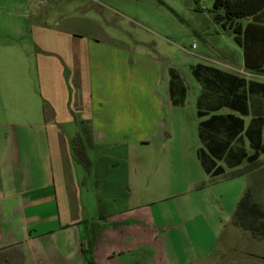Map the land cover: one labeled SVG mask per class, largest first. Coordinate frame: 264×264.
<instances>
[{
	"label": "crops",
	"instance_id": "0c3cea01",
	"mask_svg": "<svg viewBox=\"0 0 264 264\" xmlns=\"http://www.w3.org/2000/svg\"><path fill=\"white\" fill-rule=\"evenodd\" d=\"M36 35L39 39V32ZM120 52L107 45L71 48L63 55L55 53L58 66L38 65L39 73L59 74L52 83L41 81L50 112L44 108V98L41 104L27 98L1 102L0 264H85L81 247L89 241L95 264H204L213 253V240L233 228L230 217L235 208L224 221L225 208L206 200L207 187L248 176L244 168L258 165L264 154L255 165L245 160L237 165L238 147L248 155L252 151L245 140L238 146L235 139L221 158H213L222 173L208 174L198 159V151L205 150L199 123L230 115L246 127L254 116L262 117L264 95L246 92L249 114L243 115L229 107L230 96L209 80L208 71L197 74L199 80L209 82L202 85L192 69L201 65L261 84L264 76L251 74L243 62L241 66L227 63L228 70L200 63L190 67L198 85L194 114L200 146L190 150L184 142L181 161L164 162V180L158 177V161L149 153L156 147L161 152L167 148L168 128L160 98L153 92L160 64L141 56L128 62ZM174 76L188 93L179 71L166 67L169 108L183 107L187 99L174 104L170 87ZM213 135L224 141L230 132L215 130ZM74 146L85 148L87 170L76 160ZM87 176L93 194L89 185L83 187ZM161 181L176 185V191L157 197ZM170 199L167 207L154 205Z\"/></svg>",
	"mask_w": 264,
	"mask_h": 264
},
{
	"label": "rangeland",
	"instance_id": "374dc122",
	"mask_svg": "<svg viewBox=\"0 0 264 264\" xmlns=\"http://www.w3.org/2000/svg\"><path fill=\"white\" fill-rule=\"evenodd\" d=\"M221 13V9H213L212 0H0V105L5 99L21 98L41 104L44 98V108L50 112L41 81L52 83L59 74L39 73L37 66L61 64L56 52L63 55L71 48L107 45L122 51L128 62L136 56L153 59L160 64L159 82L153 92L160 98V111L168 128L166 136L170 134V138L165 136L164 152L156 147L149 153L158 161V177L165 180L163 164L181 161L184 142L190 150L200 146L194 114L198 85L190 67L200 63L228 70L227 63L242 65V50L234 35L214 21V16ZM166 67L179 71L188 88L183 107L169 108L166 102ZM127 76L131 82L135 80L128 72ZM244 171L248 176L207 187L206 200L219 202L225 208L224 221L248 188L253 201L264 210V159ZM87 182L83 187L89 185V193L93 194L89 176ZM161 182L157 184V197L176 191V185ZM171 203L170 199L154 205L167 207ZM232 227L218 234V240L213 232L215 246L204 264H264V243L248 231ZM210 241L207 236V246Z\"/></svg>",
	"mask_w": 264,
	"mask_h": 264
},
{
	"label": "trees",
	"instance_id": "16d2710c",
	"mask_svg": "<svg viewBox=\"0 0 264 264\" xmlns=\"http://www.w3.org/2000/svg\"><path fill=\"white\" fill-rule=\"evenodd\" d=\"M214 10L221 9L222 13L214 16V21L224 31L234 35L236 44L241 48L243 54V66L253 75L264 76V0H212ZM248 18V19H247ZM206 70L210 81L220 85L230 96L228 105L233 110L248 115V106L245 103L246 95H264V84L255 81H245L217 69L197 65L192 69L195 79L201 70ZM175 73V72H174ZM199 80V79H198ZM200 84L207 85L206 80H199ZM176 106H179L186 96V89L175 76L172 77L170 85ZM255 107V106H254ZM253 114L255 113V108ZM227 130L230 135L224 141L213 132ZM199 139L205 150L198 151V159L204 171L214 176L222 173V168L216 167L213 158H221L230 143L236 139L238 146H242L244 140L252 151L248 155L238 147L236 164L246 161L249 165H255L260 155L264 154V111L262 117L254 116L244 127L241 119L230 115L211 116L208 120L199 123ZM73 154L76 160L87 170L88 157L83 146H74ZM213 170V171H212ZM231 224L243 231H248L255 239L264 243V210L253 201L251 190L248 188L238 201L235 211L231 216ZM82 257L85 264H95L91 253V241L81 247Z\"/></svg>",
	"mask_w": 264,
	"mask_h": 264
}]
</instances>
